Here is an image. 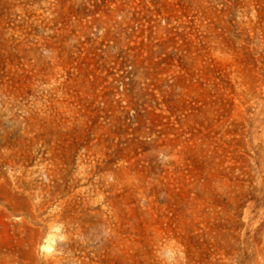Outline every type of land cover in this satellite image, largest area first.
<instances>
[{"label": "rangeland", "instance_id": "rangeland-1", "mask_svg": "<svg viewBox=\"0 0 264 264\" xmlns=\"http://www.w3.org/2000/svg\"><path fill=\"white\" fill-rule=\"evenodd\" d=\"M125 213L130 264H264V0H0V264H124Z\"/></svg>", "mask_w": 264, "mask_h": 264}, {"label": "bare ground", "instance_id": "bare-ground-1", "mask_svg": "<svg viewBox=\"0 0 264 264\" xmlns=\"http://www.w3.org/2000/svg\"><path fill=\"white\" fill-rule=\"evenodd\" d=\"M128 201L129 200L127 199V202H126V204L128 205L127 208H126L127 211H129ZM123 217H124V220H123L124 226L121 227L120 226V222H118V220H119L118 219L119 218L118 215L116 214L114 216V218L116 220L117 229L119 231L122 230L124 233H126V243L124 244V249L122 251L117 249V250L114 251V253L117 254V255H121L124 264H130L133 253H132L131 246L129 245V241L128 240H129V233L131 232V229H132V225H131V221H130V217H129L128 213H125ZM46 242H47V244L44 245L43 247L47 248V249H50L51 248V244H52L51 238L50 237L47 238Z\"/></svg>", "mask_w": 264, "mask_h": 264}]
</instances>
